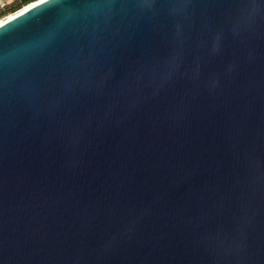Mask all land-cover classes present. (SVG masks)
<instances>
[{
	"label": "water",
	"instance_id": "1",
	"mask_svg": "<svg viewBox=\"0 0 264 264\" xmlns=\"http://www.w3.org/2000/svg\"><path fill=\"white\" fill-rule=\"evenodd\" d=\"M0 264H264V0L1 24Z\"/></svg>",
	"mask_w": 264,
	"mask_h": 264
},
{
	"label": "trees",
	"instance_id": "2",
	"mask_svg": "<svg viewBox=\"0 0 264 264\" xmlns=\"http://www.w3.org/2000/svg\"><path fill=\"white\" fill-rule=\"evenodd\" d=\"M34 0H18L17 2H13L11 1L8 6H7V10H6V13L7 12H13L17 9H21L23 6L29 4V3H32Z\"/></svg>",
	"mask_w": 264,
	"mask_h": 264
},
{
	"label": "built area",
	"instance_id": "3",
	"mask_svg": "<svg viewBox=\"0 0 264 264\" xmlns=\"http://www.w3.org/2000/svg\"><path fill=\"white\" fill-rule=\"evenodd\" d=\"M9 3H10V1H8V0H0V20L19 10V9H17L13 12H7L6 13L7 6Z\"/></svg>",
	"mask_w": 264,
	"mask_h": 264
},
{
	"label": "bare ground",
	"instance_id": "4",
	"mask_svg": "<svg viewBox=\"0 0 264 264\" xmlns=\"http://www.w3.org/2000/svg\"><path fill=\"white\" fill-rule=\"evenodd\" d=\"M37 1H39V0H36V1H33L32 3H29V4L25 5V6H23L20 10H18V11H16V12H14V13H12V14L6 16L5 18L1 19V20H0V25L3 24L5 21H7V20L13 18L16 14H18V13H20V12L26 10L27 8L31 7V6L34 5Z\"/></svg>",
	"mask_w": 264,
	"mask_h": 264
},
{
	"label": "rangeland",
	"instance_id": "5",
	"mask_svg": "<svg viewBox=\"0 0 264 264\" xmlns=\"http://www.w3.org/2000/svg\"><path fill=\"white\" fill-rule=\"evenodd\" d=\"M12 1L15 3V2H17L18 0H12ZM34 1H36V0H34Z\"/></svg>",
	"mask_w": 264,
	"mask_h": 264
},
{
	"label": "crops",
	"instance_id": "6",
	"mask_svg": "<svg viewBox=\"0 0 264 264\" xmlns=\"http://www.w3.org/2000/svg\"><path fill=\"white\" fill-rule=\"evenodd\" d=\"M8 1H10V2H11L12 0H8Z\"/></svg>",
	"mask_w": 264,
	"mask_h": 264
}]
</instances>
